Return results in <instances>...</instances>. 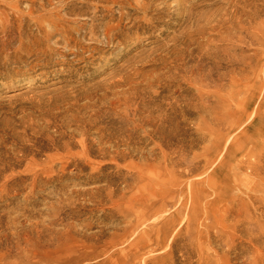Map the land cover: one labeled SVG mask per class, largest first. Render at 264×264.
Masks as SVG:
<instances>
[{
	"label": "rangeland",
	"instance_id": "1",
	"mask_svg": "<svg viewBox=\"0 0 264 264\" xmlns=\"http://www.w3.org/2000/svg\"><path fill=\"white\" fill-rule=\"evenodd\" d=\"M176 14L102 62L0 71V264H264V0Z\"/></svg>",
	"mask_w": 264,
	"mask_h": 264
},
{
	"label": "bare ground",
	"instance_id": "2",
	"mask_svg": "<svg viewBox=\"0 0 264 264\" xmlns=\"http://www.w3.org/2000/svg\"><path fill=\"white\" fill-rule=\"evenodd\" d=\"M187 1L0 0V71L8 70L13 65L12 73L19 75L22 70L26 72L44 65L64 67L72 62L86 65L102 62L107 49H116L119 54L120 50L138 43L144 35L148 36L146 39L158 41L166 34L162 29L172 26L171 18L177 15V10L186 6ZM221 40H216V43ZM210 43L212 41H206L201 46L209 49ZM157 45L153 53L164 47ZM194 50H189L182 62L196 58ZM199 51L200 48V58ZM216 51L206 59L210 61V74H217L221 69L216 60ZM165 210L164 202L149 203L139 211L138 216L143 218L145 211L150 214L136 224L137 227L145 226ZM147 226L148 229L158 230L155 223ZM103 233L100 231L96 237ZM138 240L140 245L142 237ZM139 245H130L128 249L121 248L119 251H129L132 247L138 251L141 248ZM79 263L80 258L77 257L69 264Z\"/></svg>",
	"mask_w": 264,
	"mask_h": 264
}]
</instances>
